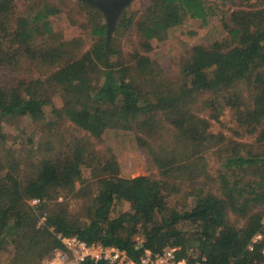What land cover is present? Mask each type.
Instances as JSON below:
<instances>
[{
	"label": "trees",
	"instance_id": "1",
	"mask_svg": "<svg viewBox=\"0 0 264 264\" xmlns=\"http://www.w3.org/2000/svg\"><path fill=\"white\" fill-rule=\"evenodd\" d=\"M14 1L0 0V70L13 73L0 80V120H46L48 89L59 92L63 105L52 111L53 122L43 123L34 134L43 156L27 149L10 158L0 134L6 150L5 160H0V252L13 243V264H41L52 249L61 247V234L115 246L134 261L145 250L155 253L168 247H177V256L187 258L188 264L259 260L261 244L252 250L246 246L261 229L264 214V0H245L230 11L221 0H148L139 10L121 12L108 45L104 16L79 0L89 16L91 39L81 53L82 39L55 42L49 17L59 13L57 5L34 0L13 26L6 18L15 11ZM188 19L203 25L217 20L224 34L207 45H193L176 80H166L142 52L150 51L153 41H162L168 28ZM129 31L138 41L123 60L112 39ZM40 36L49 43H40ZM23 55L51 70L20 76ZM224 108L230 112L231 135L248 137L254 149L240 150L245 143L210 129ZM92 115L101 122L96 136L108 127L133 132L150 173L122 177L112 154L89 158V167L96 171L95 189L89 197L84 196L87 185L78 189L84 212L70 216L55 200L59 192L74 193L75 182L84 181L89 142L73 137L65 153L52 152L57 137L52 131L60 121L88 131ZM209 153L220 162L215 178L208 177ZM170 180L188 182L191 202L183 209L168 204L165 182ZM212 180L216 189L208 185ZM31 199L42 203L43 224H38ZM124 200L135 203L133 211L110 217L113 204ZM78 264L116 263L87 259Z\"/></svg>",
	"mask_w": 264,
	"mask_h": 264
},
{
	"label": "rangeland",
	"instance_id": "2",
	"mask_svg": "<svg viewBox=\"0 0 264 264\" xmlns=\"http://www.w3.org/2000/svg\"><path fill=\"white\" fill-rule=\"evenodd\" d=\"M39 1V0H37ZM55 5L60 10L59 13L49 17L50 25L55 33V42L59 41H68L73 38L80 41L82 39V48L78 53L83 52L90 46L91 39L89 38V16L88 13L82 8V4L79 0H48ZM148 0H133L126 8L125 12L135 11L141 9ZM225 2L224 9L232 10L236 6L241 5L245 0H221ZM13 14L9 18H6L10 21L11 25H16L17 17L22 15L27 8L30 9L33 5L34 0H15L14 1ZM26 5V9H25ZM82 5V6H81ZM123 12V11H122ZM8 21V22H9ZM224 30L217 20H210L208 24L203 25L201 22L196 20H185L181 25L168 28L166 30V35L161 41H153L152 48L148 52H142L147 55L151 60H153L160 68L161 73L164 79L175 81L178 76V70L181 62L186 58L189 50L193 45L204 44L207 45L210 42L222 38ZM116 48L120 49L122 56L120 59L126 60L128 54L133 52V49L137 45L138 36L135 32L129 31L125 32L122 36L115 37L112 39ZM39 42L49 43L48 38L41 37ZM21 69L19 71L20 76L26 77H37L41 75H46L51 67L45 64H40L39 61L31 60L29 55L22 56L21 59ZM8 70H0V80L4 79L6 76H10ZM95 82L97 84L101 83V78L97 77ZM47 104L46 111L47 118L42 122H32L26 117L16 118L12 120H0V134L3 135L5 139V148L11 150V152L6 155H10V158L13 157V153L16 151L26 153L27 149H31L33 153L39 156L45 154L44 150L41 151L39 146H37V140L39 141V136L34 135L35 132H38L43 128V123L53 122L55 116L52 111L61 110L63 105V98L58 91H47ZM198 108V107H197ZM200 115L203 117L206 116L204 109L197 110ZM56 120V119H55ZM100 120L92 115L89 130L79 132L75 128L65 122L60 121L55 125L57 130L52 131L53 133L57 132V137L55 139L54 150L52 152H63L65 153L68 150L69 141L74 138H83V140L88 141V152L83 157V182L76 181L75 186L76 190L74 193L65 191L59 192L56 198V202L59 204L57 208L63 207L66 210V214L70 216H81L83 215V198H78L79 194H76L78 189H81L85 185L88 188H85L84 196L89 197L95 189L94 174L96 171L91 169L88 164H91L89 158H94L95 160L101 155L112 154L118 163L119 175L122 177H134L137 175H148L149 165L145 162L144 156L138 148L135 140L134 133L131 131H117L114 128H106L100 136L95 134L98 131L100 126ZM230 119V112L227 108L222 110L220 116V121L211 120V130L215 133H223L225 136H230L231 139L238 142L245 143V146H240V150H250L254 149L255 145H252L248 137L231 135L228 127L232 126ZM34 136V138H33ZM29 140H33V144H29ZM52 140V139H51ZM241 143V144H242ZM28 144V145H27ZM239 145V144H238ZM19 146H21L19 148ZM5 148L0 146V160H5L4 154L6 152ZM16 152V153H17ZM28 152V151H27ZM31 153L32 155H35ZM220 162L217 160L216 155L210 154L207 156V168L208 177L215 178L217 168H219ZM7 167L4 169L6 170ZM207 177V178H208ZM164 182V181H161ZM165 193L167 195L168 204L176 207L177 209L185 208L191 202V196L189 195V189L186 187L188 182H183L181 184H175L171 180L165 182ZM208 185H211L216 189V183L214 180L209 182ZM32 200V199H31ZM29 200L28 203L33 206L32 201ZM135 203L133 201H120L113 204L110 212V217L117 215L124 211H133ZM52 207V205H51ZM56 208V207H55ZM264 211V206L262 207ZM44 214V213H43ZM41 216V215H40ZM38 217V222L41 217ZM0 258L2 264H13L17 260L16 247L13 243H8L0 252Z\"/></svg>",
	"mask_w": 264,
	"mask_h": 264
},
{
	"label": "built area",
	"instance_id": "3",
	"mask_svg": "<svg viewBox=\"0 0 264 264\" xmlns=\"http://www.w3.org/2000/svg\"><path fill=\"white\" fill-rule=\"evenodd\" d=\"M36 212L41 217L38 224H43L46 218L45 214H40L39 209L42 203L39 199H32ZM261 229L258 230L250 239L246 249L252 250L255 244H261L259 252L261 258L251 264H264V214L260 219ZM57 238L61 242V247L52 249L42 260L41 264H78L84 260L99 261L103 260L108 263L116 264H188L187 258L177 256V247H168L161 252H151L145 250L139 257L138 261H134L128 257L124 250L115 246H104L97 242H86L76 235L64 236L57 234ZM194 264H200L195 261Z\"/></svg>",
	"mask_w": 264,
	"mask_h": 264
},
{
	"label": "water",
	"instance_id": "4",
	"mask_svg": "<svg viewBox=\"0 0 264 264\" xmlns=\"http://www.w3.org/2000/svg\"><path fill=\"white\" fill-rule=\"evenodd\" d=\"M82 1L97 8L104 16L107 25L106 43L108 45L119 15L126 8V6H128L133 0H82Z\"/></svg>",
	"mask_w": 264,
	"mask_h": 264
}]
</instances>
